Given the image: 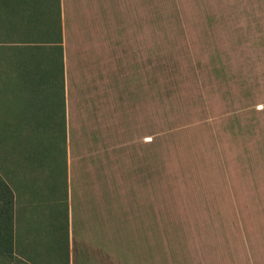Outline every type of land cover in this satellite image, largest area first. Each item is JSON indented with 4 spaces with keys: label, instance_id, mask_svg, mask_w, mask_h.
I'll use <instances>...</instances> for the list:
<instances>
[{
    "label": "rangeland",
    "instance_id": "374dc122",
    "mask_svg": "<svg viewBox=\"0 0 264 264\" xmlns=\"http://www.w3.org/2000/svg\"><path fill=\"white\" fill-rule=\"evenodd\" d=\"M143 5L156 50L159 264H264V0ZM56 18V0H0L4 140L31 156L62 153Z\"/></svg>",
    "mask_w": 264,
    "mask_h": 264
},
{
    "label": "crops",
    "instance_id": "0c3cea01",
    "mask_svg": "<svg viewBox=\"0 0 264 264\" xmlns=\"http://www.w3.org/2000/svg\"><path fill=\"white\" fill-rule=\"evenodd\" d=\"M143 2L56 0L62 153L11 150L0 112L8 264H159L156 50Z\"/></svg>",
    "mask_w": 264,
    "mask_h": 264
}]
</instances>
